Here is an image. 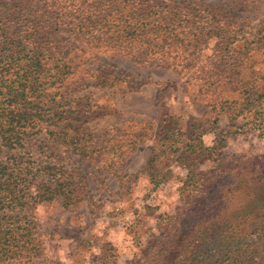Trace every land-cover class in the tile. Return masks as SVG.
Returning <instances> with one entry per match:
<instances>
[{
	"label": "rangeland",
	"instance_id": "rangeland-1",
	"mask_svg": "<svg viewBox=\"0 0 264 264\" xmlns=\"http://www.w3.org/2000/svg\"><path fill=\"white\" fill-rule=\"evenodd\" d=\"M68 1L25 0L20 14L38 41L77 55L55 98L64 119L50 128L72 126L69 143L52 150L71 172V200L36 207L43 251L34 263L264 264V98L248 110L236 93L220 102L225 93L201 91L158 61L104 48L118 45L111 32L100 36L105 28L83 23L97 38L75 41L73 25L58 20ZM196 1L215 6L214 19L238 31L264 34V0ZM71 2L108 17L131 5ZM75 18L89 21L82 11ZM241 74L263 84L264 56L252 54Z\"/></svg>",
	"mask_w": 264,
	"mask_h": 264
},
{
	"label": "trees",
	"instance_id": "trees-1",
	"mask_svg": "<svg viewBox=\"0 0 264 264\" xmlns=\"http://www.w3.org/2000/svg\"><path fill=\"white\" fill-rule=\"evenodd\" d=\"M24 1L0 0V264H35L43 251L36 207L61 197L67 206L71 200V172L55 161L52 150L59 142L69 143L72 126L58 132L50 128L64 119L63 112L58 116L54 110L60 107L55 98L61 96L58 87L70 76L77 55L72 48L38 41L34 24L20 18ZM127 2V11L108 17L69 0L65 9L58 8V20L73 25L68 33L75 41L97 38L83 31V23L92 31L105 28L100 36L111 32L118 45L102 47L136 62L158 61L160 67L198 81L201 91L225 93L220 102L228 103V92L242 97L243 110L261 103L264 83L247 80L241 72L252 54L264 56V34L238 31L221 17L214 19L215 6L196 0ZM79 11L89 21L75 24ZM206 49L210 57H204ZM73 141L77 152L85 148ZM33 147L44 159H34Z\"/></svg>",
	"mask_w": 264,
	"mask_h": 264
}]
</instances>
